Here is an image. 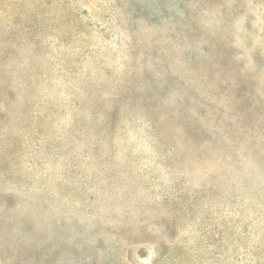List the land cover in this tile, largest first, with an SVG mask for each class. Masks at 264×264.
<instances>
[{"label":"rangeland","instance_id":"374dc122","mask_svg":"<svg viewBox=\"0 0 264 264\" xmlns=\"http://www.w3.org/2000/svg\"><path fill=\"white\" fill-rule=\"evenodd\" d=\"M0 264H264V0H0Z\"/></svg>","mask_w":264,"mask_h":264}]
</instances>
